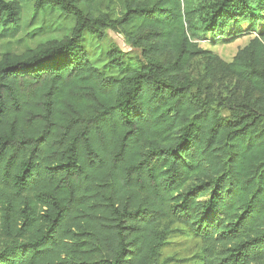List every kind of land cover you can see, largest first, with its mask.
I'll return each instance as SVG.
<instances>
[{
  "label": "trees",
  "instance_id": "obj_1",
  "mask_svg": "<svg viewBox=\"0 0 264 264\" xmlns=\"http://www.w3.org/2000/svg\"><path fill=\"white\" fill-rule=\"evenodd\" d=\"M32 1L73 26L0 57V264H159L174 225L202 242L199 264H264L263 34L219 64L248 85L240 99L183 76L193 40L258 32L264 0H125L114 17ZM21 14L0 0V29ZM107 30L139 52L131 67L108 49L119 77L83 45Z\"/></svg>",
  "mask_w": 264,
  "mask_h": 264
},
{
  "label": "rangeland",
  "instance_id": "obj_2",
  "mask_svg": "<svg viewBox=\"0 0 264 264\" xmlns=\"http://www.w3.org/2000/svg\"><path fill=\"white\" fill-rule=\"evenodd\" d=\"M14 1L21 6V21L17 27L0 29V57L5 52L20 54L49 40H63L69 34L73 26L72 19L51 10L34 14L32 0ZM124 1L99 0L96 10L98 13L114 17L121 11ZM261 33L263 36L260 35ZM257 36H262L264 43V23L260 24L258 32L244 34L229 43H214L207 35L193 40L202 54L191 60L183 76L192 81L204 77V80L208 82L205 86L215 97L235 96L240 99L247 94L248 85L218 71V67L220 63H230L236 54ZM83 45L91 64L103 73L119 77L115 70L105 69L106 53L112 46L120 48L125 53V62L129 66L138 65L139 52L126 42L123 35L113 31L107 30L101 42L85 35ZM211 55L216 58L215 61H210L208 57ZM209 68L214 69L211 77L206 75ZM172 228L167 245L161 250L159 264L164 263L165 260H169L167 264H199L198 255L203 247L202 242L180 225H174ZM4 242V239H0V248Z\"/></svg>",
  "mask_w": 264,
  "mask_h": 264
}]
</instances>
